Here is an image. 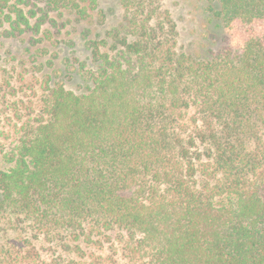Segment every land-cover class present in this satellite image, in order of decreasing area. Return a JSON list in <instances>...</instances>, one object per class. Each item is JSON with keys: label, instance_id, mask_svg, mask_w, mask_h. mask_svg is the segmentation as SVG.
I'll return each instance as SVG.
<instances>
[{"label": "trees", "instance_id": "trees-1", "mask_svg": "<svg viewBox=\"0 0 264 264\" xmlns=\"http://www.w3.org/2000/svg\"><path fill=\"white\" fill-rule=\"evenodd\" d=\"M100 1L0 0V36L55 46ZM199 1L205 55L162 0H118L84 91L0 81V264H264V0Z\"/></svg>", "mask_w": 264, "mask_h": 264}, {"label": "rangeland", "instance_id": "rangeland-1", "mask_svg": "<svg viewBox=\"0 0 264 264\" xmlns=\"http://www.w3.org/2000/svg\"><path fill=\"white\" fill-rule=\"evenodd\" d=\"M162 3L177 24L181 50L205 55L208 49L216 47V42H220V28L206 18L199 0H162ZM100 9L106 16L105 25L96 20L97 15L92 21L68 20L55 46L49 44L37 50L29 46L26 37L6 39L0 36V81L10 83L20 94L40 95L43 84L48 80V74L52 73L53 81L63 82L66 88L76 92L84 91L83 82L75 74L77 67L74 64V60L78 59L91 65L90 54L81 38L82 32L90 28L93 34L103 33L116 25L122 17L118 0H101ZM38 52L45 55L38 56ZM55 54L58 57L53 59ZM47 60H53L51 67ZM2 237L3 234L0 233V239Z\"/></svg>", "mask_w": 264, "mask_h": 264}]
</instances>
